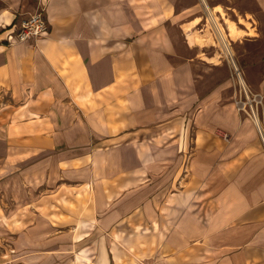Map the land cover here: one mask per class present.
<instances>
[{"label": "crops", "instance_id": "1", "mask_svg": "<svg viewBox=\"0 0 264 264\" xmlns=\"http://www.w3.org/2000/svg\"><path fill=\"white\" fill-rule=\"evenodd\" d=\"M202 4L0 0L1 264H264V147ZM41 5L48 36L9 44Z\"/></svg>", "mask_w": 264, "mask_h": 264}, {"label": "built area", "instance_id": "2", "mask_svg": "<svg viewBox=\"0 0 264 264\" xmlns=\"http://www.w3.org/2000/svg\"><path fill=\"white\" fill-rule=\"evenodd\" d=\"M202 3L205 23L198 30L203 35L207 32L212 35L217 47H219L222 59L229 64L230 78L233 81L234 90L233 101L239 114L252 121L264 147V93L252 90L247 84L244 72L236 60L234 46L228 38L226 39L223 36L224 26L227 28L225 20L222 16L221 19L219 16L216 19L203 0ZM48 34L49 24L46 8L45 5H41L35 13L30 14L27 18L21 20L18 25L12 27L7 42L13 44L15 42L39 41L46 38Z\"/></svg>", "mask_w": 264, "mask_h": 264}, {"label": "rangeland", "instance_id": "3", "mask_svg": "<svg viewBox=\"0 0 264 264\" xmlns=\"http://www.w3.org/2000/svg\"><path fill=\"white\" fill-rule=\"evenodd\" d=\"M201 2H202V0H201ZM203 2L206 3L208 5V7L211 8V12H212V10H214V8L216 6H221L223 8V11L225 13L224 15H225L227 20L234 21L237 24V26L243 30H248V28H249V30L253 29L254 30L253 37L259 33L258 30L260 28V24L264 25V19L261 17V14L259 13L256 6L250 0H203ZM202 7H203V4H202ZM200 14L201 15H199L198 17H202V19H201L200 24L197 26L196 30H198L200 27H202V24L205 23V15L203 14L202 11ZM216 15L219 16L221 19V15H219V13ZM241 18L246 20V22H250L251 25H249V27L246 28V24L239 22V20ZM225 30L228 31V28L226 29V27H225ZM207 33L204 36H201V34H199V33L196 34L198 36L197 40H201V41H198L199 44L202 45V44L208 43V44L213 45V47L215 49L219 50V47H217L212 35L209 34V32H207ZM206 36H208V37H206ZM250 37H252V36H250ZM245 39H248V36H245V37L241 38L240 40L245 42ZM190 41H191V43H193L192 40H190ZM232 41L234 44L233 48L235 50L234 51V54H235V52L237 50V44L240 42L237 41V43H236L235 40H233V39H232ZM198 42H196V43H198ZM243 47L245 48L246 52L247 51L250 52L249 54H247L248 56L243 60V62L245 64H250V63L254 62L256 59H259V62H261L262 66H264V40H263V42L261 41L259 44L245 45V46L243 45ZM235 55H237V54H235ZM236 60H237V57H236ZM237 62L239 64V66L241 67L238 60H237ZM242 71L244 72L243 68H242ZM244 76H245V73H244ZM245 80H246V76H245ZM246 82H247V80H246ZM247 84H248V82H247ZM5 248H6V250H8L9 254L14 252L7 243H5L4 241L0 242V254L2 253V251H3V253L5 252ZM3 259L6 260V258H3ZM8 262H11V261L9 259H7V264H8ZM1 263H3V262L0 261V264Z\"/></svg>", "mask_w": 264, "mask_h": 264}, {"label": "bare ground", "instance_id": "4", "mask_svg": "<svg viewBox=\"0 0 264 264\" xmlns=\"http://www.w3.org/2000/svg\"><path fill=\"white\" fill-rule=\"evenodd\" d=\"M206 6L208 7L207 4H206ZM208 9L211 11V8L210 7H208ZM211 13L213 14V16H215V18L218 17L216 14L220 13V15L222 16V18L225 20V25L227 26L228 31L225 30V26H224V29L222 30L223 31L222 33H223L224 38H226V39L228 38V40L231 42L232 45H233L232 39L235 40V41H237V40H239V39H241V38H243L245 36H253L254 35L253 34L254 30H252V29L249 30V28H248L249 25H251L250 22H246V20H244V19L241 18L240 19V23L246 24V28H248V31L242 30L241 28H239L237 26V24L234 21H231V20H227L226 19L225 15H224L225 13H224L222 7H216V8H214V10H212ZM199 22H200V20H196L194 23H192V25L190 27H192L194 25H197V23H199ZM187 29H190V28H187ZM206 37H208V36H206ZM190 40H192V42H193L194 41V38H191ZM198 41H201V40H197V42Z\"/></svg>", "mask_w": 264, "mask_h": 264}]
</instances>
